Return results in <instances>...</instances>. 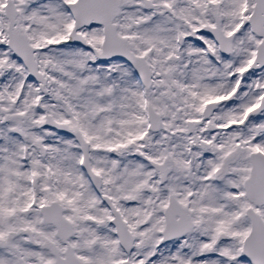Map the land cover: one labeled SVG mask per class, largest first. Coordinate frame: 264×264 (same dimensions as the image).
Returning <instances> with one entry per match:
<instances>
[{"label":"snow or ice","instance_id":"snow-or-ice-1","mask_svg":"<svg viewBox=\"0 0 264 264\" xmlns=\"http://www.w3.org/2000/svg\"><path fill=\"white\" fill-rule=\"evenodd\" d=\"M0 264H264V0H0Z\"/></svg>","mask_w":264,"mask_h":264}]
</instances>
